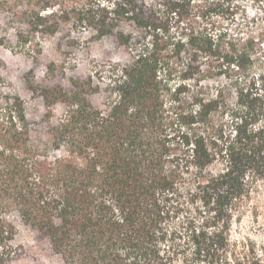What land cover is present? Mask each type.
I'll use <instances>...</instances> for the list:
<instances>
[{
  "label": "trees",
  "instance_id": "1",
  "mask_svg": "<svg viewBox=\"0 0 264 264\" xmlns=\"http://www.w3.org/2000/svg\"><path fill=\"white\" fill-rule=\"evenodd\" d=\"M185 2L0 0L18 45L50 37L67 59L110 39L127 54L69 89L24 76L28 99L0 74V264L19 251L25 264H264L233 235L264 183V51L206 27L172 34Z\"/></svg>",
  "mask_w": 264,
  "mask_h": 264
},
{
  "label": "rangeland",
  "instance_id": "2",
  "mask_svg": "<svg viewBox=\"0 0 264 264\" xmlns=\"http://www.w3.org/2000/svg\"><path fill=\"white\" fill-rule=\"evenodd\" d=\"M218 0H186L180 7L179 15L173 16L165 24H169L170 31L176 35L188 28L213 29L214 33L223 31L227 36L239 39L250 38L255 45L256 57L263 58L264 51V2L258 4L253 0H233L234 14H230L225 7L218 5ZM227 5V4H225ZM216 10V11H215ZM13 20L7 12L0 10V74L7 87L15 88L24 99L29 98L28 92L22 87L24 76H33L35 81L42 84L60 83L69 89V76L86 77L94 73L107 75L110 65L113 62L121 63L126 58L122 49H114L110 39L93 41L87 48L75 49L71 56L64 59L54 49V39L34 36L31 44L22 46L16 44V36L13 28ZM80 40L86 42L88 34H79ZM41 41L43 52L37 60L32 58L31 45ZM80 45H83V43ZM60 61L64 59L65 75H58L50 78L46 71V65L50 60ZM259 63V61H258ZM206 65H202L205 67ZM264 67V64H263ZM180 68L175 71L172 85L181 79ZM220 83L219 79H210L208 85L211 88ZM242 234L254 241L257 247L264 253V183L256 195H251L249 207L240 224L233 227V235ZM30 233L24 230L19 232L17 239L25 243H31ZM19 253H21L19 251ZM18 253L16 258L9 259L12 264H25L26 255Z\"/></svg>",
  "mask_w": 264,
  "mask_h": 264
}]
</instances>
